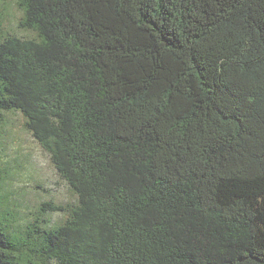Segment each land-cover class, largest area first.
I'll return each mask as SVG.
<instances>
[{
    "label": "trees",
    "instance_id": "1",
    "mask_svg": "<svg viewBox=\"0 0 264 264\" xmlns=\"http://www.w3.org/2000/svg\"><path fill=\"white\" fill-rule=\"evenodd\" d=\"M13 1L0 264H264V0ZM14 113L75 202L19 216Z\"/></svg>",
    "mask_w": 264,
    "mask_h": 264
},
{
    "label": "rangeland",
    "instance_id": "2",
    "mask_svg": "<svg viewBox=\"0 0 264 264\" xmlns=\"http://www.w3.org/2000/svg\"><path fill=\"white\" fill-rule=\"evenodd\" d=\"M21 15L13 0H0V24L3 28L29 35L19 27ZM8 122L1 153L3 159L9 161L12 175L9 189L19 216L22 218L38 211L44 201L59 204L75 202L77 197L60 177L49 153L24 129L23 117L14 113L9 115ZM61 216V213H55L53 218L58 221Z\"/></svg>",
    "mask_w": 264,
    "mask_h": 264
}]
</instances>
